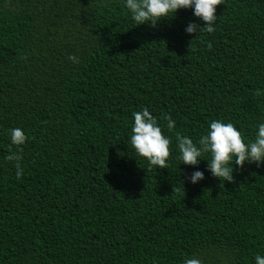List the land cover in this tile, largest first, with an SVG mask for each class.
I'll return each instance as SVG.
<instances>
[{
	"label": "trees",
	"instance_id": "16d2710c",
	"mask_svg": "<svg viewBox=\"0 0 264 264\" xmlns=\"http://www.w3.org/2000/svg\"><path fill=\"white\" fill-rule=\"evenodd\" d=\"M216 15L213 33L186 34L191 9L153 27L123 0H0V264L264 255V164H233L221 182L176 159V133L198 141L219 119L254 139L264 121V0H222ZM142 107L172 137L165 169L131 148ZM16 127L20 177L6 160Z\"/></svg>",
	"mask_w": 264,
	"mask_h": 264
},
{
	"label": "clouds",
	"instance_id": "9594fccd",
	"mask_svg": "<svg viewBox=\"0 0 264 264\" xmlns=\"http://www.w3.org/2000/svg\"><path fill=\"white\" fill-rule=\"evenodd\" d=\"M220 4L222 0H123V6L137 26L148 24L155 27L157 22L173 17L178 10L191 9L196 19L185 27L186 34L201 31L213 33L216 30V10ZM68 59L74 64L80 63L76 55H70ZM165 119L168 130L174 131L176 121L171 116H166ZM131 133L130 145L137 156L145 158L150 167H168L172 137L163 133L157 117L148 107L133 112ZM8 136L10 147L6 160L15 162L16 174L20 177L23 175L20 146L25 144L28 137L20 127L9 129ZM175 140L178 148L176 159L180 161V165L197 166L201 161H206L207 171L221 182L233 180V164L241 168L245 164H264V121L255 126L254 139H247L233 123L217 119L209 123L198 141L180 133L175 134ZM13 146L18 151H12ZM204 178L205 173L201 170H195L186 176L187 182L193 185ZM254 261L255 264H264V255L256 254ZM183 264H203V261L192 257L186 258Z\"/></svg>",
	"mask_w": 264,
	"mask_h": 264
}]
</instances>
